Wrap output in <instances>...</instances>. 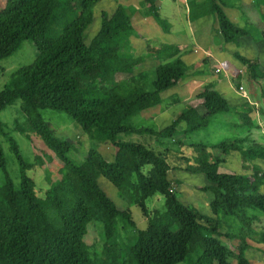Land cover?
Here are the masks:
<instances>
[{"label": "trees", "instance_id": "1", "mask_svg": "<svg viewBox=\"0 0 264 264\" xmlns=\"http://www.w3.org/2000/svg\"><path fill=\"white\" fill-rule=\"evenodd\" d=\"M101 1L6 0L0 10V61L25 41L32 42L38 53L31 65L11 75L0 92V111L19 100L24 121L15 123L14 133L27 138L34 135L60 164L57 180L51 182L48 177V188L39 197L34 180L27 176L34 164L0 128L20 176L16 189L0 143V264H254L248 255L252 243L262 245L258 251L264 256V231L257 242L250 236L257 233L252 227L259 216L254 213L264 215V145H246L247 138L209 150L192 145L197 155L188 158L181 150L170 155L169 144H177V136L206 126L208 118L218 113L234 112L240 126L251 129L255 104L227 100L208 83L192 98L200 105L193 107L189 102L182 107L179 103L178 113L168 125L160 129L131 126L137 116L157 120L161 95L191 77L192 67L168 47L154 56L161 61L146 72L151 80L146 84L133 81L130 77L145 57L124 56L115 40L133 32L134 16L150 20L169 36L171 24L161 17L159 0H141L139 8L119 0L101 13L99 28L86 41L94 8ZM186 1L191 18L211 16L224 44L240 46L247 33L228 16L226 10L234 8L230 0ZM234 58L242 65L236 78L246 80L251 90L255 85L264 87L261 60L239 54ZM94 87L108 88L107 99L96 98ZM170 102L169 107L178 103ZM47 109L76 123L95 150L81 161L75 160L70 155L73 145L55 136L44 120L42 111ZM182 123L185 125L179 129ZM131 134L149 135L162 148L118 141L120 135ZM105 144L118 151L112 161L98 151ZM230 153L239 154L243 168H251L252 173H221ZM37 161L41 166L40 159ZM173 170L204 176L205 184L199 190L209 196L210 215L180 201L169 178ZM108 187L113 192H107ZM155 200L158 205L153 207ZM92 202L97 210L92 209ZM131 205L145 219L144 229L136 227ZM43 212L61 228L48 241L41 240L38 233ZM231 220L239 225L238 231L232 229ZM92 223L100 229L99 249L84 241ZM131 234L133 244L119 251L120 242Z\"/></svg>", "mask_w": 264, "mask_h": 264}, {"label": "rangeland", "instance_id": "2", "mask_svg": "<svg viewBox=\"0 0 264 264\" xmlns=\"http://www.w3.org/2000/svg\"><path fill=\"white\" fill-rule=\"evenodd\" d=\"M117 1L119 0H102L96 6V8H94V22L92 26L86 31V41H88L96 29L99 28V19L101 13L103 11L110 10L114 3H118ZM185 1L186 0H159V13L163 19L167 20L166 18H168L169 14L172 13L171 8L179 7L180 11L177 17H179V19L182 17V21L180 20L179 22V19L175 18L176 24L174 25L173 38H175L177 43H187V47H197V45H200L198 43H202V40L194 36L192 31H190L188 28L189 25H187L188 22L186 21L187 14H185V11L187 10V3ZM120 2L129 4L135 8H139L141 0H120ZM230 3L234 8L227 10L228 16L232 18L234 22H236V24L247 33L239 47L234 45H225L219 35L215 32L216 30L213 28V26L211 30H213L214 34H210L211 36H209L210 29L208 30L207 24L201 26L203 30L202 33H197L200 34L201 38H208L209 44L212 46V48L221 50V57H223V59L226 57L229 59V61H232L231 68L228 67V72H220L221 70H218V68L223 63L216 61L213 58L209 59L207 63H195L194 67L191 68V77L180 83L174 89H171L161 95L163 99L161 106L162 110L159 112V117L157 120L155 119L156 121L144 119V115H142L143 117L137 116L133 118L130 121V125L146 127L155 126L159 129L168 125L173 120L174 115L178 113L177 106L179 103L182 107H184V104L192 102V99L185 100L186 96L191 93L192 90L193 94L191 97L200 92L204 84L211 83L215 87L216 83L213 80L216 78L220 81V87L217 89V91L227 100L229 94L232 95L233 102H237L238 100H235V93H239L241 96H244V98L247 96V99L249 98L250 101L252 99V103L255 104V111L250 115V117L254 121V126L251 129L247 127H241L239 117L234 112L215 114L208 118L206 126L189 132L187 135L177 136L176 140L178 143L169 144V148L172 149L170 155L172 154L175 156L176 150L178 152L181 150L185 157L190 158L197 155V151L192 147V145H202L204 148L209 150L210 147L220 143L229 141L231 142L243 138H247L245 143L246 145L253 143L264 145V87L260 89L255 85L253 86L254 90H251L250 84L246 80H239L236 78L235 72L238 69L237 73H240V70H242V65L234 58V54L240 53L239 55L244 58L251 60L259 59V61L261 60V63L264 66V0H230ZM5 4L6 0H0V10L3 9ZM188 16H190L189 12ZM134 17L137 18L138 22H135V20L133 21L135 24L133 32L124 34L122 35L123 37L120 36L115 41L121 48V52H123L124 56L145 57L142 65H140L136 71H134V74L130 78L135 82L142 81L141 83L146 84V82L152 79L151 75H146V72L153 70L157 64L156 59L154 58L155 54H153V52L156 53L158 48L163 47L162 45L165 43L170 44V40L164 36L166 34H163L154 23H152L153 28L147 26L148 30L141 32V24L144 23V21H142L143 18L140 16ZM209 18L214 21L212 17ZM206 41L203 43V46L200 47L203 48L206 45ZM37 56V48L34 46V44L30 41H25L15 53L6 59L1 60L0 92L8 84L11 75L16 70L31 65L36 60ZM197 56L198 55H196V57ZM143 69L145 72L142 74ZM240 75L242 76L243 73ZM214 76L215 78H213ZM240 81L242 84L239 83ZM240 86H243V91H240ZM93 89L96 98H100L102 100L107 99L108 88L94 87ZM247 99H242V101L246 102ZM173 100L178 101L177 105L169 107L171 104L170 101ZM193 104L196 105L198 102L193 101ZM20 105L21 102L17 100L5 110L0 111V128L5 133H8L16 141L22 155L30 163L34 164V167L27 172V176L34 180L37 194L39 197L43 198L44 191L48 188L47 178L49 177L51 182H55L57 180V171L60 164L54 155H52L44 147L42 142L34 135L29 134V138H27L25 135L23 136L16 132L14 133L15 123L17 122L22 124L24 121V118L20 112ZM186 106L187 105H185V107ZM199 111L202 110L199 109ZM42 116L55 136L66 139L73 145V150L70 155L75 160L81 161L86 154H89L95 150V148L89 144L86 136L82 133L81 128L76 123H73L65 114L47 109L42 111ZM184 125L185 124L182 123L179 129H182ZM118 141L150 145L152 148L159 150L162 148L154 141L153 137L146 134L120 135L118 137ZM0 143L6 160L9 176L15 188L17 189L20 179L18 164L12 152L9 150V144L5 141L1 134ZM156 146L157 148H155ZM98 151H100L104 158L109 161L115 159L118 153V151L110 144L100 146ZM177 155L178 158L181 156L179 153ZM37 159H40L42 164L41 166L38 165ZM175 159L176 158H171L170 156V160L173 164L176 163L174 162ZM225 161L226 163L221 165L219 169L221 173H252L251 168L248 170L243 168V162L237 153H230L225 157ZM147 169H149V167H147ZM169 178L173 182L175 191L177 192L182 203L196 208L203 214L210 215V210L208 208L209 196L207 197L199 190L205 184V178L203 175H194L181 170H173L169 174ZM108 191L113 192V189L108 187L107 192ZM149 203L150 201L148 204ZM157 203L158 202L155 200V202H153L151 205L155 207L158 205ZM91 207L94 210L98 209L97 204L93 202L91 203ZM130 210L136 227L138 229H144L145 219H143L139 209L135 205H131ZM250 214L259 216L258 220L253 223L254 225L252 227L257 233L250 234L251 238L257 242L259 240V234L264 231V215L261 213L259 214V212L254 214L251 212ZM229 224L232 226L234 231H238L239 225L237 223L231 220ZM60 232L61 228L55 219L51 218L44 212L40 214L38 233L41 240L48 241L54 239L60 234ZM84 241L87 242L89 246H94L96 249H99L101 245V233L96 224L92 223L88 226V233ZM221 241L229 244L225 238H221ZM133 242V234H131L120 242L118 250L124 251V249L131 246ZM231 244L232 246H236L237 241L232 242ZM260 247H262V245H258L254 242L252 243L253 249L248 251V255L254 264H264V256L258 251V248L260 249ZM181 264H189V262H184Z\"/></svg>", "mask_w": 264, "mask_h": 264}, {"label": "crops", "instance_id": "3", "mask_svg": "<svg viewBox=\"0 0 264 264\" xmlns=\"http://www.w3.org/2000/svg\"><path fill=\"white\" fill-rule=\"evenodd\" d=\"M171 1V0H170ZM186 3H187V1H185ZM186 11H185V14H187V16H186V21L188 22V24L187 25H189V29H190V31H192V34H194V36H196V37H198V38H200L201 40H202V43H198V44H200V45H197V47L196 46H194V47H190L189 45V47H187V43H184V42H178L177 43V41L175 40V38H173V35H174V25L176 24L175 22H176V20H175V18H178L179 19V17H177V15H178V13H179V11H180V8L179 7H172L171 8V14H169V17L168 18H166L167 20H168V22L171 24V35L172 36H169L168 37V35H164L165 37H167V39H169L170 40V44H167V43H165V44H163L162 46L163 47H159L158 48V51H156V53H154L153 52V54H157L158 52H160L162 49H164V48H168V47H171V48H173L174 50H177L178 51V53H180V56L182 57V59L189 65V66H191V67H194V65H195V63H197V64H201L200 62H202V63H207L208 62V60L209 59H211V58H213V59H215L216 61H220V62H222L223 64L218 68V70H221L220 72H228V67H230L231 68V62L232 61H229V59L228 58H224L223 59V57H221V50H218L217 48H212V46L209 44V39L208 38H201L200 37V34H197L198 32H201L202 33V27L201 26H204L205 24H207V28H208V30L210 29V32H209V36H211L210 34H214L213 33V30H211L212 29V26H213V28H215V30H216V28H217V26H216V24L214 25V21H212L211 20V18H209V17H211V16H202L201 14H198L197 15V17H195V18H191L190 16H188V7H187V4H186ZM228 10V9H227ZM227 10H226V12H227ZM190 15V14H189ZM135 18V19H134ZM133 19H132V21H134L135 20V22H138L137 21V18L136 17H134ZM142 20V19H141ZM141 20H139V21H141ZM180 20L182 21V17H180V19H179V22H180ZM231 20L234 22V20L231 18ZM142 21H144V23L143 24H141L142 25V28H140V31L141 32H145V30L147 31L148 30V28H147V26L148 27H152L153 28V25H152V23L153 22H151L150 20H148V19H145V18H143V20ZM235 24H236V22H234ZM237 25V24H236ZM141 27V26H140ZM134 28H135V24L133 23V30H134ZM207 40V41H206ZM206 41V45L202 48V47H200V46H203V43ZM238 53V52H237ZM240 54V53H239ZM196 55H198L197 57H196ZM160 61L161 60H156V62H157V64H159L160 63ZM157 64H156V66H157ZM203 65H205V64H203ZM225 65H227V66H225ZM151 69V68H150ZM147 70V69H146ZM238 70V69H237ZM136 71V70H135ZM233 71H235V70H233ZM145 72V70L143 69V72H142V74ZM231 73V72H230ZM141 76V75H140ZM227 77V76H226ZM213 78H215V76L213 77ZM205 81H207V80H205ZM215 83H216V86L214 87L216 90L220 87L219 86V83H220V81L219 80H217L216 78L213 80ZM139 82V81H138ZM141 82V81H140ZM195 83V82H194ZM174 89V88H173ZM193 94V90H192V92L191 93H189L187 96H186V99L185 100H187V99H192L193 98V96L191 97V95ZM228 98H233L232 97V95H229L228 94ZM237 99H239V100H242V99H247V96H246V98H244V96H241L239 93H235V100H237ZM198 102V101H197ZM247 102H249L250 104H253L252 103V100L250 101L249 100V98L247 99ZM189 104H192V106L194 107H196V106H198V105H200V102H198V104H196V105H194L193 104V102H191V103H189Z\"/></svg>", "mask_w": 264, "mask_h": 264}, {"label": "built area", "instance_id": "4", "mask_svg": "<svg viewBox=\"0 0 264 264\" xmlns=\"http://www.w3.org/2000/svg\"><path fill=\"white\" fill-rule=\"evenodd\" d=\"M242 88H243V86H240V88H239V89H240V91H243V90H242Z\"/></svg>", "mask_w": 264, "mask_h": 264}]
</instances>
